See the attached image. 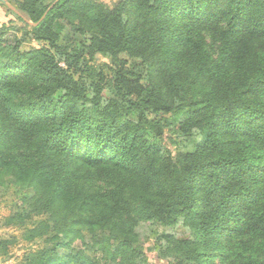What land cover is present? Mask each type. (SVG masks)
Returning <instances> with one entry per match:
<instances>
[{
	"label": "trees",
	"instance_id": "obj_1",
	"mask_svg": "<svg viewBox=\"0 0 264 264\" xmlns=\"http://www.w3.org/2000/svg\"><path fill=\"white\" fill-rule=\"evenodd\" d=\"M20 9L26 34L44 45L22 52L0 36V185L10 177L21 189L6 223L44 241L23 264H62L58 249L87 237L101 258L82 250L71 264H146L135 247L141 222L163 228L160 249L174 264H264V0H23ZM62 20L88 36V54L59 43ZM96 54L110 57L112 80ZM169 56L188 61L204 89L143 86L147 66ZM106 87L125 103L105 100ZM166 128L176 155L161 145ZM105 177L125 186L78 182ZM178 227L189 236L168 232ZM11 245L0 239V256Z\"/></svg>",
	"mask_w": 264,
	"mask_h": 264
},
{
	"label": "rangeland",
	"instance_id": "obj_2",
	"mask_svg": "<svg viewBox=\"0 0 264 264\" xmlns=\"http://www.w3.org/2000/svg\"><path fill=\"white\" fill-rule=\"evenodd\" d=\"M45 4L51 3L53 0H41ZM104 3L108 6H116L120 0H96ZM23 0H0V36L8 42L11 46L18 45L21 47L22 52H30L34 49L43 47L44 45L34 39L28 37L26 32L29 31L30 27L22 22L19 15L28 20L25 13L20 9V5ZM64 30L61 34L59 43L61 45L76 44V46L82 49L86 54L89 53V43L88 36L80 35L75 29L68 24L67 21H60ZM208 46L211 51L218 44L213 41L209 36L207 37ZM214 47V48H213ZM214 54L213 52H211ZM92 64L97 66L103 71L108 80L114 78V67L110 57L96 54L92 57ZM63 64V63H62ZM176 74V75H175ZM176 79L177 83L183 85L184 88L188 90V97H192L199 93L200 90L204 89V85L195 75V68L188 63V61L177 59L176 56H169L165 58L162 62L152 61L149 66H147L146 71L142 75L141 84L145 87L149 86H165L168 91L170 81ZM103 96L105 100L115 99L121 104H124L123 98L118 94L115 87H106L103 90ZM164 116V115H160ZM169 118V117H167ZM172 134L165 129L164 140L161 141L162 147L168 154L176 155L182 149L178 145L172 144ZM150 144L152 146L158 142L155 138L150 135ZM174 139H176L174 137ZM178 140V139H177ZM121 180H117L112 177H105L104 180H78L82 186H85L89 190H110L111 188L117 186ZM96 182V183H95ZM123 186H125V182ZM142 182V181H141ZM141 182L138 180H133L131 184L141 186ZM142 182V186H143ZM141 186V187H142ZM21 189L16 186L13 179L10 177H5L0 185V239L9 240L12 245L9 248L7 255L0 256V264H23L24 255L30 251H36L43 247L44 241L37 240L35 242H28L23 239L24 229L17 225H8L6 223L7 219L14 214V205L18 203V192ZM139 198L136 197L132 200V215L135 218H140L141 216V205L139 204ZM28 223V222H27ZM29 224V223H28ZM163 232V228L154 226L151 222H141V227L138 229V236H136L135 247H138L143 254V260L146 264H174L173 254L166 253L160 249V235ZM169 233H174L176 237L189 236L187 229L178 227L176 229L168 230ZM66 239L65 242H68ZM163 242V241H161ZM92 241L89 237L83 238V240L76 242L72 248H59L58 256L64 259L62 264H71L75 260L82 250L88 254L90 257L101 258V254H95L91 250ZM71 249V250H70ZM101 264H104L102 261ZM108 264V263H107Z\"/></svg>",
	"mask_w": 264,
	"mask_h": 264
}]
</instances>
